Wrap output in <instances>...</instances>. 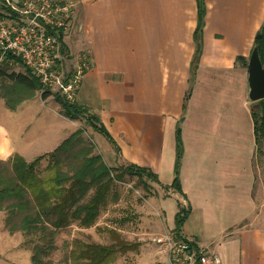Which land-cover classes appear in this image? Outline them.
<instances>
[{
    "label": "crops",
    "instance_id": "crops-1",
    "mask_svg": "<svg viewBox=\"0 0 264 264\" xmlns=\"http://www.w3.org/2000/svg\"><path fill=\"white\" fill-rule=\"evenodd\" d=\"M56 1L75 4L64 37L69 67L81 51H89L92 61L76 102L98 115L120 149L110 143L107 157L92 140L104 161L112 167L136 163L152 169L160 181L151 183L155 197L176 195L189 206L183 235L218 253L221 264H264V170L256 161L248 67L236 63L238 55L252 52L264 21V0H205L197 63V0ZM32 100L38 105L24 110L31 117L41 108L36 97L18 107ZM59 106L48 109L63 116L61 125L48 121L45 132L30 138L28 121L18 131L19 143L0 122V159L49 155L81 128L82 119L64 116ZM178 125L182 192L163 187L174 179ZM60 129L66 132L55 142L53 131ZM49 140L55 143L49 150H33Z\"/></svg>",
    "mask_w": 264,
    "mask_h": 264
},
{
    "label": "trees",
    "instance_id": "trees-1",
    "mask_svg": "<svg viewBox=\"0 0 264 264\" xmlns=\"http://www.w3.org/2000/svg\"><path fill=\"white\" fill-rule=\"evenodd\" d=\"M197 4L198 21L194 33L196 43L194 63L199 61L202 53L206 15L205 0H197ZM253 49L258 50L264 66V21L255 35L252 51ZM236 63L248 67V57L238 55ZM1 68L9 67L6 64L0 66V77L6 76L13 83L10 93L13 89L16 93H14V99L10 98L7 101L6 106L11 111H16L21 103L36 96L41 88V83L30 70H28L29 74L3 73ZM48 94V92L44 93L43 97L46 98ZM189 97L190 92L186 94L185 100H188ZM55 99L61 104V113L64 116L72 120L85 119L88 125L102 133L120 151L114 138L101 123L97 114L76 101H68L59 93H56ZM251 115L254 124L256 157H264V98L253 102ZM83 132V128H78L49 153L50 160H54L52 165L64 162L69 169L59 168L54 175L47 178H41L37 172L38 162L43 156L32 162L20 154L13 155L9 160L0 159V211L8 212L7 224L10 230L18 229L14 223L16 219L21 218V229L26 234H35L37 231H41L50 236L48 245L39 248V252L51 250L57 229L67 226L71 220L78 219L84 226L92 225L96 221L100 213V206L107 199L113 183L116 180H123L127 173L139 177L146 176L152 181L160 182L152 169L136 163H129L124 167L109 166L100 153H94L95 144L82 139ZM175 138L174 179L171 184L163 185V187L182 192L180 164L183 155V141L180 125L176 128ZM92 189L94 191L88 197ZM188 216L189 210L179 204L173 232L184 239L186 237L183 235V226ZM47 222H50L51 227L47 226ZM137 246L135 242L131 243L119 235L110 244L80 243L78 248L76 247L77 249L72 251L73 260L70 264H109L117 253L135 251ZM39 254H35L33 259L36 258L41 262Z\"/></svg>",
    "mask_w": 264,
    "mask_h": 264
},
{
    "label": "rangeland",
    "instance_id": "rangeland-1",
    "mask_svg": "<svg viewBox=\"0 0 264 264\" xmlns=\"http://www.w3.org/2000/svg\"><path fill=\"white\" fill-rule=\"evenodd\" d=\"M249 59L250 56H248ZM8 67L1 68V71L3 73L29 74L28 69L21 64ZM12 85L13 83L6 76L0 77V122L10 128L11 136L14 140L19 143L18 131L23 126H26L28 121L31 124L30 133H27L30 138L34 135L37 138L41 131L45 132V124L48 121H51L53 126L61 125V122L64 121L63 116L54 114L55 112L52 113L48 109L49 106L55 107L57 103L61 105L55 99L56 92L51 91L45 99L38 91L35 97L40 101L41 108L37 110L35 116L31 117L24 114V110L27 107H36L38 103L34 100L24 103L16 112H12L7 108V101L10 98L11 100L14 99V93H16L14 89L10 93ZM59 107L61 109V106ZM66 123L70 124V128H76L71 124L72 122L66 121ZM81 128L84 129L81 135L82 139L91 144L92 140L94 142L96 140L99 144L98 150L108 157L107 149L109 147L112 149L109 140L102 133L93 130L85 119H82ZM65 132L66 130L61 131V129L56 132L53 131L55 142H60ZM143 133L142 131L139 137L143 136ZM23 134L24 131L21 135ZM53 141L50 142L49 140L48 143H42L40 146L34 147L33 150L37 152L49 150L55 144ZM98 150L96 149L94 153H99ZM38 157L39 155L36 157L29 156L28 158L33 159L29 160L32 162ZM11 158L12 156L9 157V159ZM256 161L259 167L264 170V157H257ZM52 163H54V160H50L49 155H44L38 162L37 172L41 178L54 175L59 168L63 170L69 169L64 162L56 165H52ZM126 165L127 163L120 166L124 167ZM153 182L155 181L150 180L146 176L139 177L129 173L125 175L123 180H116L111 186L107 199L100 206V213L96 221L90 226H84L78 219L71 220L67 226L57 229L53 248L49 251L43 250V252H39V248H44L48 245L50 241L49 235L41 231H37L35 234H26L21 229V218L16 219L14 223L18 229L15 231L10 230L7 224L8 212L1 210L0 264H70L73 260L72 251L78 248V244L92 242L110 244L115 241L117 235L131 243L135 242L138 245L137 250L128 253H117L109 264H168L166 255L160 251L154 238L164 232V228L167 230L174 229L175 216L178 212L179 204L183 206L184 204L178 201L176 195L169 194L163 195V197L161 195L155 197V188L151 184ZM93 191L94 189L89 192L88 197ZM184 207L189 210L190 214L189 206L185 205ZM162 208L164 211L162 210L161 212ZM194 215L200 217L201 213L200 211H194ZM194 215L193 217H195ZM197 225L203 227V224L198 223ZM47 226L51 227L50 222H47ZM37 253H40L41 262L37 261L36 258L33 259V256Z\"/></svg>",
    "mask_w": 264,
    "mask_h": 264
},
{
    "label": "built area",
    "instance_id": "built-area-1",
    "mask_svg": "<svg viewBox=\"0 0 264 264\" xmlns=\"http://www.w3.org/2000/svg\"><path fill=\"white\" fill-rule=\"evenodd\" d=\"M75 4L56 0H0V65H23L40 81L41 95L54 91L75 101L82 80L92 66L89 51H81L69 67L64 37ZM168 264H221L210 253L173 230L154 238Z\"/></svg>",
    "mask_w": 264,
    "mask_h": 264
},
{
    "label": "water",
    "instance_id": "water-1",
    "mask_svg": "<svg viewBox=\"0 0 264 264\" xmlns=\"http://www.w3.org/2000/svg\"><path fill=\"white\" fill-rule=\"evenodd\" d=\"M250 97L253 101L264 98V66L257 49H253L248 63Z\"/></svg>",
    "mask_w": 264,
    "mask_h": 264
}]
</instances>
